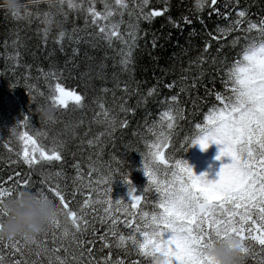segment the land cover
Instances as JSON below:
<instances>
[{
	"label": "snow or ice",
	"instance_id": "snow-or-ice-1",
	"mask_svg": "<svg viewBox=\"0 0 264 264\" xmlns=\"http://www.w3.org/2000/svg\"><path fill=\"white\" fill-rule=\"evenodd\" d=\"M29 2L35 5L46 3L48 9L37 8L33 13L25 3L23 16L21 13H12L11 17L18 21L35 15L45 25L42 30L45 44L51 25L56 22V13L51 9L58 6L59 15L64 17L63 22L66 23L69 16V12L65 11L67 6L72 12L83 13L85 26L95 27L98 37L110 46L114 40L125 45L126 50L122 51L119 61L124 72L133 64V49L138 46L140 34L139 20L151 21L164 15V11H145L150 0ZM217 2L218 0H195L194 6L199 12L209 7L219 14V9L215 8ZM97 3L103 5L102 10L97 9ZM125 14L129 17L135 15L136 23H129L127 32L122 34L120 27ZM247 15L244 10L238 11L237 18L226 27L218 26L219 36L213 37L227 38L237 31L246 34L236 36L231 41V46L235 48L239 45L240 51L224 69L221 77L223 90H207V94L213 96L217 103L210 106L203 122L195 124L196 134L190 144L195 146L199 143L206 148L208 142H212L220 146L217 159L227 157L229 163L221 169L219 179L210 181L207 174L196 175L187 161L170 155L168 150L172 147L177 119H185V110L179 106V93L165 98L169 108L161 113L159 124L149 129L153 140L146 143L147 153L143 156L142 170L147 177V187L143 192L137 194L131 179H126L124 183L128 185L130 202L113 200L110 177L101 173L98 178H94L93 173L97 169L91 164L87 175L79 164L74 166L77 170L74 183L83 182V188L75 187L70 195L61 188L58 180L52 182L53 177L62 175L61 172L46 175L42 172V187L38 191L47 196V193H51L56 198L60 218L53 222L42 239H0V264H129L126 259H113L111 251L97 259L93 255L97 240L102 242L100 251L115 247L125 257L134 252L141 258L131 260L130 264H158L157 257L160 255L167 258L164 264H211L203 250L222 238L242 242L248 258L254 264H264V17L258 23L247 20V27L244 28L242 26ZM169 19L174 26L179 27ZM184 20L191 23L187 17ZM71 31L72 36H68L63 29L58 33L55 43L61 46V50L66 36L76 44L83 40V37L75 35L78 28L73 27ZM253 31L257 33L256 37L250 36ZM241 40L244 41L243 44ZM13 43L19 46V39ZM210 48L211 44H206L204 52L207 53ZM220 50L218 48L217 52ZM74 53H78V49H74ZM10 58H14L18 65V49L15 56ZM207 59L201 54L195 62L196 67L201 68L199 76L193 78L191 85L182 87L181 92L196 86V80L204 75L202 65ZM212 63H216V57H212ZM38 71L46 81L49 77L55 81L48 85L51 93L49 101L53 108L68 109L70 104L77 108L83 107L85 97L59 82L63 73L58 75L55 70L45 73L42 68ZM166 87L172 89L176 84L173 82ZM102 91L108 92L109 89L104 88ZM123 91L128 92L127 84ZM155 92L153 87L147 95L152 96ZM126 105V100L119 105L120 111L125 114L130 111ZM193 105L195 107V101ZM98 107L100 111L96 114V122L100 123L102 117L106 130L87 142L90 147H100L101 138L104 135L111 137L116 129L117 118L111 115L103 102ZM127 123L126 119L119 121L121 127H127ZM27 126L28 118L25 117V130L18 131V127L11 130L20 148L14 153L17 159L9 161V164L22 163L33 169L44 163L62 161L59 148L55 145L46 148L37 138L43 133L37 130L35 135L30 134L26 130ZM187 139L186 137V141ZM3 146L7 151H13L9 144ZM97 155H102V151L97 152ZM31 182V173L24 179L20 172H15L6 180H0V203L12 196L13 190L27 189ZM100 185L108 187L102 188ZM147 193L152 194L151 198ZM78 194L84 198L78 210H73L70 204ZM148 205H151V211L146 210ZM3 222L4 217L0 215V228ZM96 223L107 225V230L102 235L96 236ZM120 225L130 231L122 233ZM89 231L96 239H83Z\"/></svg>",
	"mask_w": 264,
	"mask_h": 264
},
{
	"label": "trees",
	"instance_id": "trees-1",
	"mask_svg": "<svg viewBox=\"0 0 264 264\" xmlns=\"http://www.w3.org/2000/svg\"><path fill=\"white\" fill-rule=\"evenodd\" d=\"M24 2L30 5L28 9L33 13L37 8L48 9L46 3L35 5L29 0ZM194 4L195 0H150L145 11H164V15L151 21L139 20L138 46L133 49V64L127 72L122 71L119 64L122 51L126 50L125 45L114 40L110 46L98 37L95 27L85 26L83 13L77 14L65 6V11L69 12L65 23L64 17L59 15V7L54 6L51 11L56 13V22L51 25L45 44L42 39L45 25L35 15L17 21L6 11L0 10V180H6L15 172H20L22 178L27 179L31 173L32 182L27 189L35 192L42 187V172L45 175L61 172L62 175L53 177L52 182L58 180L61 188L70 195L75 187L83 188V182L74 183L77 175L74 166L79 164L87 175L91 164L97 169L93 173L94 178H98L101 173L110 177L113 200L130 202L128 185L124 181L131 179L137 194L147 187V177L142 169L143 156L147 153L146 143L153 140L149 129L159 124L161 113L169 108L165 98L178 93L179 106L185 110V119H177L172 147L168 151L172 157L183 159L191 166L192 152L196 147L190 146L191 139L196 134L195 124L203 122L210 106L217 103L213 96L207 94V90H223L221 77L224 69L240 51V46L233 48L231 41L236 36L246 35L237 31L227 38L213 39L214 36H219L217 28L226 27L230 21L235 20L240 10L248 14L242 26L244 28L247 27V20L258 23L264 17V0H238V3L236 0H218L215 8L219 9V14L209 7L199 12ZM96 7L98 10L103 9L100 3ZM23 14L24 11L21 15ZM185 17L191 23H186ZM169 18L179 27L174 26ZM129 23H136L135 15H124L120 27L122 34L127 32ZM73 27L79 29L75 35L83 37V40L76 44L66 36L61 50V46L55 43L58 33L63 29L68 36H72ZM38 29L41 31L38 32ZM250 36L256 37L257 33L253 31ZM17 39L19 46L13 43ZM208 43L211 48L205 53L204 47ZM243 43L241 40V44ZM218 48L221 49L219 52ZM17 49L20 57L18 65L14 58H10L15 56ZM74 49H78V53H74ZM201 54L208 58L202 65L204 75L196 80L194 88L181 92L182 87L191 85L193 78L199 76L201 68H197L195 62ZM212 57H216L215 64L212 63ZM41 68L45 73L50 70H55L58 75L63 73L59 82L85 97L83 107L77 108L70 104L68 109L53 108L49 101L51 93L48 85L55 81L51 77L46 81L38 71ZM182 77L185 79H181ZM173 82L176 84L175 88L166 87ZM125 84L127 93L123 91ZM153 87L156 89L155 94L148 96L149 89ZM104 88L109 91H102ZM125 100L130 109L127 114L122 113L119 107ZM100 102L117 118L116 129L111 137L104 135L101 138L100 147H90L87 142L106 130L102 117L100 123L96 122ZM45 108L53 110V120L46 121L41 118L40 111ZM25 117L28 118L26 130L33 135L37 130L43 133L37 137L39 142L46 148L57 146L62 153V161L44 163L33 169L22 163L9 164V161L17 159L14 153L20 148L11 130L14 127H18V131L25 130ZM125 119L128 122L127 127H121L119 121ZM45 121L48 127L40 124ZM4 144H9L13 151H7ZM100 151L102 155H97ZM47 194L57 203L51 193ZM147 195L150 198L152 196L151 193ZM83 198L78 194L71 201V208L78 210ZM146 210L151 211V205ZM89 219H92L91 214ZM96 227V236L107 230V225L96 223ZM120 231L127 233L130 230L120 225ZM39 238L42 239L43 234ZM83 239L96 237L89 231ZM101 243L97 240L93 249V255L97 259L108 255L109 251L113 259H126L129 264L131 260L141 259L134 252L125 257L115 247L100 251ZM129 250L132 251L131 248ZM248 264H254V261L249 259Z\"/></svg>",
	"mask_w": 264,
	"mask_h": 264
},
{
	"label": "clouds",
	"instance_id": "clouds-1",
	"mask_svg": "<svg viewBox=\"0 0 264 264\" xmlns=\"http://www.w3.org/2000/svg\"><path fill=\"white\" fill-rule=\"evenodd\" d=\"M24 5V0H0V10L10 15L22 13ZM40 116L51 121L54 119V112L51 108H45L40 111ZM213 144L208 142L206 148L199 143L195 146H199L202 152H207ZM0 215L4 217L0 239L5 241L37 239L60 218L58 206L52 198L28 189L13 190V195L0 203ZM203 251L210 258L211 264H248L249 258L242 242L232 238L217 239ZM166 259L163 255L158 256V264H164Z\"/></svg>",
	"mask_w": 264,
	"mask_h": 264
},
{
	"label": "rangeland",
	"instance_id": "rangeland-1",
	"mask_svg": "<svg viewBox=\"0 0 264 264\" xmlns=\"http://www.w3.org/2000/svg\"><path fill=\"white\" fill-rule=\"evenodd\" d=\"M44 127H48V123L45 121L41 123ZM220 154V146L213 144L207 152H202L199 148L195 150L193 154V160L191 161V167L196 175L207 174V178L210 181H216L219 179V173L221 169L229 163L227 157L217 159Z\"/></svg>",
	"mask_w": 264,
	"mask_h": 264
},
{
	"label": "bare ground",
	"instance_id": "bare-ground-1",
	"mask_svg": "<svg viewBox=\"0 0 264 264\" xmlns=\"http://www.w3.org/2000/svg\"><path fill=\"white\" fill-rule=\"evenodd\" d=\"M28 6H30V5H28Z\"/></svg>",
	"mask_w": 264,
	"mask_h": 264
}]
</instances>
